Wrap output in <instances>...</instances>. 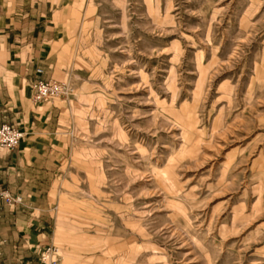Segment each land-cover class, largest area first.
<instances>
[{
    "label": "rangeland",
    "instance_id": "374dc122",
    "mask_svg": "<svg viewBox=\"0 0 264 264\" xmlns=\"http://www.w3.org/2000/svg\"><path fill=\"white\" fill-rule=\"evenodd\" d=\"M69 9L62 263L264 264V0Z\"/></svg>",
    "mask_w": 264,
    "mask_h": 264
},
{
    "label": "crops",
    "instance_id": "0c3cea01",
    "mask_svg": "<svg viewBox=\"0 0 264 264\" xmlns=\"http://www.w3.org/2000/svg\"><path fill=\"white\" fill-rule=\"evenodd\" d=\"M73 1L79 0H0V124L25 133L17 150L0 148V189L23 200L0 203V264L36 262L42 249L55 246L63 109L57 99L34 103L33 87L55 80Z\"/></svg>",
    "mask_w": 264,
    "mask_h": 264
},
{
    "label": "built area",
    "instance_id": "2783aa9c",
    "mask_svg": "<svg viewBox=\"0 0 264 264\" xmlns=\"http://www.w3.org/2000/svg\"><path fill=\"white\" fill-rule=\"evenodd\" d=\"M43 74L42 69L37 70ZM69 85L56 81H38L33 87V101L36 104H45L54 99L70 95ZM25 138V133L18 127L8 124H0V148L12 152L19 148ZM0 203L8 207H16L23 203L19 196H13L9 192L0 189ZM27 264H63L60 251L56 246H47L41 250L38 261Z\"/></svg>",
    "mask_w": 264,
    "mask_h": 264
},
{
    "label": "bare ground",
    "instance_id": "6f19581e",
    "mask_svg": "<svg viewBox=\"0 0 264 264\" xmlns=\"http://www.w3.org/2000/svg\"><path fill=\"white\" fill-rule=\"evenodd\" d=\"M166 176V175H165Z\"/></svg>",
    "mask_w": 264,
    "mask_h": 264
}]
</instances>
